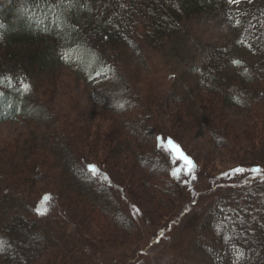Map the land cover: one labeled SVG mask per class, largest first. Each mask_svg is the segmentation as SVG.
Wrapping results in <instances>:
<instances>
[{
	"label": "rangeland",
	"instance_id": "obj_1",
	"mask_svg": "<svg viewBox=\"0 0 264 264\" xmlns=\"http://www.w3.org/2000/svg\"><path fill=\"white\" fill-rule=\"evenodd\" d=\"M181 38L184 46L173 56L138 40L142 48L127 49V64L118 66L119 76L124 75L120 81L116 75L101 84L90 82L77 65L38 73L32 79L37 92L32 102L45 113L0 124V157L14 162L6 172L20 181L28 175L27 165L37 164L31 186L41 221L51 220L65 234L60 244L71 252L62 264H263L257 256L237 261L213 234L210 220L225 197L242 201L252 194L253 204L264 197V106L222 109L203 94L199 82L175 81L194 66L203 69L219 49L252 61V43L264 39V0H230L225 9L191 20ZM122 86L127 103L116 101ZM192 90L194 95L186 97ZM136 100L144 113H152L150 125L146 114L115 118L121 104L136 110ZM156 100L163 105L161 113L152 108ZM207 125L228 142L215 144ZM155 136L161 149L154 148ZM58 140L74 146L85 164L105 170L97 175L102 194L129 228L106 218V199L100 212L93 200L76 193L71 183L77 171H71L70 180L61 169L64 160L54 155ZM169 140L196 161L191 173ZM148 156L161 157L167 170L176 169L181 185L171 184L165 171L159 177L156 169L149 173L142 167H149ZM60 178L68 183L63 191Z\"/></svg>",
	"mask_w": 264,
	"mask_h": 264
},
{
	"label": "trees",
	"instance_id": "obj_2",
	"mask_svg": "<svg viewBox=\"0 0 264 264\" xmlns=\"http://www.w3.org/2000/svg\"><path fill=\"white\" fill-rule=\"evenodd\" d=\"M229 2L230 0H0V124L33 116L38 118V115L45 113L39 107H34L32 102L35 94L37 96L32 79L38 73H46L59 65L69 68L77 65L89 75L90 82L96 80V83L101 84L112 76H119L118 66L127 64L124 62L126 50L142 48L138 40L144 42L149 49L173 56L184 46L181 35L191 20L215 14L225 9ZM256 41L258 43L250 42L254 44L252 50L255 53L252 61L248 62L242 56H229L227 51L219 49L203 69L194 66L181 78H177L175 85L199 82L198 88L203 94L210 96L214 105H221L222 109L224 106H236L255 110L256 107L264 106V39ZM181 67L187 68L189 65ZM123 76H119V81ZM123 87L115 94H119L116 101L125 102L122 99ZM193 95L192 90L186 97L191 98ZM180 100L183 101L184 98ZM135 103L136 110L135 106L126 108L121 104L114 111L115 118L126 120L125 115L122 119L126 112L132 116L146 114L149 120L147 124L150 125L153 117L150 119L149 116L152 113H144L141 109L143 105L138 100ZM151 104L155 108L154 113L162 112L163 105L159 101ZM212 115L213 111L209 117ZM140 116L137 118H141ZM208 126L204 128L209 130L210 138L215 144L223 146L228 142L224 135ZM144 134L147 132L144 131ZM152 139L154 148L161 149L158 146L159 138L155 136ZM55 148L57 152L54 155L65 162L61 168L63 173L69 175L71 180V171H77L75 175L78 178L72 176L71 183L77 190L76 193L86 198V202L93 200L92 204L100 212V204L106 199V218L117 219L119 226L129 228V221L102 194V185L98 182L97 175L105 170L96 163L85 164L79 151L75 152L77 149L69 143L58 140ZM34 154L33 151L31 157ZM185 156L197 168L196 161L187 152ZM147 159L149 167L144 164L142 167L149 169V173L156 169L159 177L166 173L164 177L171 184L181 185L179 173L176 169L167 170L161 157ZM13 163L12 160L9 163L0 157V176L3 177L0 179V264L68 262L71 252L67 251L66 244H60V240L65 239V234L58 233L51 220L47 223L41 221L38 199L32 189L35 176L38 175L37 164L27 165V177L15 181L13 175L6 172ZM90 165L95 167V172L89 171ZM60 179L63 191L68 183ZM99 194H102L103 200ZM252 202H255L252 194L242 201H232L230 197H225L213 210L210 229L237 261L239 258L247 260L257 256V261L264 264V197L255 204Z\"/></svg>",
	"mask_w": 264,
	"mask_h": 264
},
{
	"label": "snow or ice",
	"instance_id": "obj_3",
	"mask_svg": "<svg viewBox=\"0 0 264 264\" xmlns=\"http://www.w3.org/2000/svg\"><path fill=\"white\" fill-rule=\"evenodd\" d=\"M168 144L170 145L171 149H172L173 151H175L181 159L184 160L185 164H186L187 167H188L189 173H191V170H192V168L194 167L192 161H191L187 156H185V155L180 151V149H179L175 144L172 143L171 140L168 141ZM89 171H90V172H95L96 169H95L94 166H91V165H90V166H89ZM236 171L239 172V171H241V170L238 169V170H236ZM173 175L175 176L176 173H173Z\"/></svg>",
	"mask_w": 264,
	"mask_h": 264
}]
</instances>
